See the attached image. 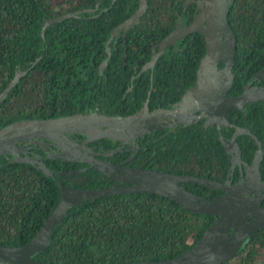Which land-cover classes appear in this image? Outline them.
I'll return each mask as SVG.
<instances>
[{"label": "trees", "instance_id": "16d2710c", "mask_svg": "<svg viewBox=\"0 0 264 264\" xmlns=\"http://www.w3.org/2000/svg\"><path fill=\"white\" fill-rule=\"evenodd\" d=\"M98 1L0 0V93L15 72H25L0 101V127L21 119L54 118L95 109L107 115H128L147 99L150 106L179 100L193 85L205 53L200 35L192 44L179 48V53L171 52L184 58L181 66L190 65L185 83L177 79V74L184 72L181 66L173 71L177 74L171 73L172 78H165L158 69L170 65L171 58L157 62L152 73L131 78L150 59V46L166 33H157L156 26L148 28L143 21L121 38L124 43L114 44L113 38L108 63L99 74L112 29L137 9L138 0ZM240 1L242 6L246 2V9L233 12L232 28L242 48L260 49L264 46V0ZM88 8L95 10L51 23L41 33L47 18ZM128 87L132 90L127 93ZM196 129H176L164 138H159L160 132L147 135L144 140L149 145L141 149L139 157H151L158 170L195 174L190 168L198 161L205 162L216 142L220 147L216 138L194 136ZM246 139L242 138L243 146L250 145ZM100 144L108 149L116 146L111 139H101ZM43 162L55 172L53 176L28 163H8L0 156V240L4 243L22 245L29 241L60 202L62 184L84 189L110 185L102 173L92 169L61 175L60 171L78 166L56 158ZM223 164L228 165L227 159ZM213 219L155 193L110 194L70 209L66 219L54 226L52 241L38 258L45 264H130L171 258L194 245ZM225 264H264V228L253 232L237 256Z\"/></svg>", "mask_w": 264, "mask_h": 264}, {"label": "water", "instance_id": "95a60500", "mask_svg": "<svg viewBox=\"0 0 264 264\" xmlns=\"http://www.w3.org/2000/svg\"><path fill=\"white\" fill-rule=\"evenodd\" d=\"M231 1L210 0L211 6L205 9L201 16L196 17L195 22L188 27H181V18H179L177 28L162 41L160 52L153 51L151 60L144 66V68L152 67L157 57L164 52L165 47L168 44H176V40L180 36L194 30H199L203 34L205 53L200 59L197 69L196 84L190 87L176 104L178 108L150 111L146 102L142 109L129 115H107L95 109L54 118L21 119L0 127V155L12 156L14 158L12 162L34 165L46 176H53L55 172L50 170L39 157L21 154L27 153V147L24 144L30 141L42 149H44L43 145H53L60 152L50 158L66 162L88 163L89 169L106 174L107 179L116 182L98 189L73 188L62 184L60 202L48 213L41 227L29 242L19 246L0 244L2 259L6 260L8 264H45L41 260L35 259L33 254L49 246L54 226L66 219L70 209L88 199L117 193H155L174 200L187 211L215 217L195 244L184 252L171 258L140 260L130 264H225L237 256L250 233L264 228V206L259 205L264 195L261 194L260 188H257L256 191L252 190L249 185V183L252 184L251 179L247 178L246 183L242 184H230L229 182L222 184L193 175L145 169L143 166L126 167L95 157L93 151L86 145L99 139H111L114 143L132 142L135 148H139L137 139L144 136L146 131L155 128V123L164 116L174 119L172 126L182 122L193 123L194 119L198 118L195 116L194 110L201 107L204 109L202 116L225 122L224 114L228 108H243L249 101L264 100L263 87L247 88L245 93L237 97L227 96V90L232 85L233 74L230 69L234 61L236 47V37L227 19V5ZM100 2L101 0L98 1V3ZM147 7L148 0H138L137 9L120 26L112 29L105 43L107 57L99 66V74H102L108 63L111 55L110 43L118 34L119 28H128L137 23L146 12ZM94 10L93 8L79 9L47 18L41 33L43 34L51 23L61 22L70 17L77 18L80 13ZM203 18L208 20L205 27L202 23ZM220 61L225 64L223 70L218 69ZM23 74L25 72H15L13 78L0 93V101L5 99ZM223 74L226 75V78L223 77ZM243 131L258 143L259 149L253 162L256 176H258L257 168L262 157L261 143L251 134L250 130ZM72 134H82L85 137L83 144L79 145L71 139L70 135ZM231 142L237 146L236 138H233ZM228 143L224 142L227 146ZM79 148L86 151L81 152ZM118 151L119 148L98 154L111 156ZM80 171L82 170L73 169L60 171L59 174L74 175ZM190 182L219 188L224 193L213 199H207L193 193L183 185ZM250 194L252 195L250 196Z\"/></svg>", "mask_w": 264, "mask_h": 264}, {"label": "flooded vegetation", "instance_id": "af4514ba", "mask_svg": "<svg viewBox=\"0 0 264 264\" xmlns=\"http://www.w3.org/2000/svg\"><path fill=\"white\" fill-rule=\"evenodd\" d=\"M241 3L242 1L240 0H232L227 5L228 6L227 19L229 26L231 28L235 21V17H233V12L236 11L237 8L238 10H240L246 6V2H243L244 6H242ZM209 6H211L210 0H148L147 10L142 15L143 17L148 12L147 17H145L144 19L141 17L137 23H135L133 26H130L128 28L126 27L119 28V30L117 31L118 34L114 36L115 38L114 44L118 43L120 45L121 43H124L125 40H121V38H125L126 34L129 31L133 30L140 21H143L145 24H149L148 28L150 27V25H152V28L156 26L157 27L156 31L158 30L157 33L159 34H163L164 32L166 33L163 35L160 41L155 42L150 46L151 56L150 59L148 60L150 61L153 51L160 52V45L164 40V38L167 35L171 34L177 28L179 18H181V23H180L181 27H188L192 25L195 22L196 17L201 16L203 11L207 9ZM154 21H156L155 25L150 24V22L153 23ZM207 22L208 20L206 18H203L202 20L203 27L206 26ZM120 25L121 23L117 26ZM198 35H200V38L202 36L205 45L204 36L199 30L188 32L186 35L180 36L176 40V44H168L165 47L164 52L157 57L152 67L147 66L146 68H144L145 64L148 62L146 61L143 65L140 66L138 71H134V75L131 76V78L133 79L135 76L141 75L142 73L149 71H151L152 73L155 69L156 63L164 58H171L169 61L171 62V64L158 67V69L162 70L161 72L162 74L165 75L164 76L165 78H172L171 73L177 74L176 72L174 73L173 71L179 70L181 66L180 63L184 60V58L175 57L172 55L171 52L174 49V52L176 54L179 53L178 51L180 49L184 48L185 46H188L189 43L192 44L191 42L192 39L194 40L195 38H199ZM234 35L236 37L235 40L236 47L234 52V61L230 69L231 73L233 74V77H232V85L227 90L228 97H237L245 93V90H247V88L249 89H253L255 87L264 88V46L261 47L260 49L256 48L255 50L252 49L247 50L245 48H242V44L240 45V43L238 42V37L235 34V32ZM145 38H148L150 42L154 41V38L152 37L146 36ZM223 40H225V38H223ZM194 46L195 45L193 44L192 47ZM188 53L189 51L186 52V54ZM173 60L174 62H172ZM186 60L190 61L189 59ZM166 61L167 59L165 60V62ZM224 68H225L224 62L220 61L218 64V69L223 70ZM189 69H190V65L181 66V70L184 72L182 74L181 73L177 74L178 75L177 79L179 81L180 80L183 81L180 82L181 84L185 83L184 81L186 77L188 78V76H186L185 74ZM223 77L226 78V75L223 74ZM196 81H197V71L193 85H189L186 91L190 87H193L196 84ZM131 90L132 87H128L126 92L128 93ZM186 91L183 93V95L186 93ZM181 98L179 100H173L172 102H169L167 99H165V102L168 101L166 105H162L161 102L160 104H156V106H154L153 104L150 106L149 101L147 99L144 102L143 106L140 107L137 111L142 109L146 102L150 111L160 110L164 108L176 109L178 108L176 104L181 100ZM125 111L128 112L129 109H126ZM194 113L195 116H198V118L194 119L195 121L193 123L182 122L180 124H177L176 126H172V124H174V119L172 117H168V116L162 117L158 122L155 123L156 126L155 128H153L150 131H146L144 136H141L137 139L139 148H135L132 142H122V143H114L116 144V146L112 149H108L100 144V139L95 142L88 143L86 145L88 146V148L91 149V151H93V153L95 154L94 156L99 159H105L107 161L113 162L114 164H122L123 166L126 167L143 166V168L145 169L158 170L157 168L154 167V163H151L150 161L151 157H147V158L139 157V153L141 149L149 145V142L145 141L144 138L147 135L152 136L154 134H157L158 132H160L159 138H164L168 134L174 133L176 129L178 131H182L184 130L185 127L195 126L197 127L196 129L197 131L196 133H194V136L200 139L216 138L219 141L220 147L217 146L218 144L216 142V144L213 147H211L208 153L205 155L207 160L205 162L198 161V164H195L192 168H190L192 169V171L196 172L195 174H187V173H181V174L193 175L202 179H210L212 181L219 182L222 184H225L227 182H229L230 184H242V183H246L247 181L246 179L248 178L252 180L250 181L252 182V184L249 183L252 190L256 191L257 188H260L261 194L264 195V188H262L264 186V100L259 99V100L249 101L244 105L243 108H238V107L228 108L224 114L225 122L221 121L220 119H210L208 116H202L204 113V109L201 107L195 109ZM243 130H250L251 134L255 136L261 143L262 157L261 160L259 161V165L257 168L258 176H256L255 169L253 167L254 158L259 149L258 143L257 141H255V139H253L249 134H247ZM245 136L247 137L246 141L250 143L249 146L247 145L243 146L242 138ZM70 138L75 140L79 145H82L83 140L85 139V137L82 134H72L70 135ZM233 138H236L237 146L231 142ZM224 142L227 143L229 142L228 146L225 145ZM24 146L27 147V153H21L22 155L39 157V159L41 160L48 159L55 153L60 152V150L55 148L53 145H48V146L43 145V148L46 149L44 150L39 145L33 144L31 141L25 143ZM253 147H255V149L252 151ZM118 148L119 151L111 156H103L98 154L100 152L104 153L108 150H113ZM80 151L85 152L86 150L81 148ZM2 157H4L8 163H11L14 159L12 156H2ZM225 159H227L228 161L227 166L223 164V161ZM71 163L76 164L78 166V169L82 171L90 170L88 163H83V162H71ZM106 177L107 175L102 173V178L110 182V185L116 183L114 180H109ZM183 185L193 193H196L207 199H213L224 193L222 189L212 188L210 186L198 184V183L190 182V183H185ZM251 195L252 194H250V196ZM259 205L264 206V198L259 202ZM212 217L215 218L214 216ZM5 231H8V227ZM252 233L248 235L247 239L250 237ZM31 238L29 239V241L31 240ZM246 240L244 241V243L246 242ZM4 241L5 240H0V244L3 246H19V245H9L8 243H4ZM41 250L33 254V257L35 259L40 260L38 256L40 255L39 253ZM0 264H8V262L0 257ZM13 264H17V263H13Z\"/></svg>", "mask_w": 264, "mask_h": 264}]
</instances>
